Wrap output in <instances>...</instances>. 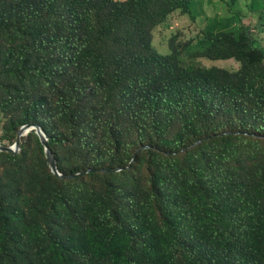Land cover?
Returning <instances> with one entry per match:
<instances>
[{"label": "trees", "instance_id": "obj_1", "mask_svg": "<svg viewBox=\"0 0 264 264\" xmlns=\"http://www.w3.org/2000/svg\"><path fill=\"white\" fill-rule=\"evenodd\" d=\"M15 1L24 5L34 0ZM146 2L101 0L110 13L107 25L99 28L97 44L110 39L121 24L136 21ZM190 2L172 0L164 16L177 9L187 12ZM75 5L71 10L76 11ZM134 23V44L141 48L118 58L108 79L106 57L84 44L97 90H109L111 96L83 122L90 126L117 106L126 126L106 120V137L117 143L133 137L140 147L149 146L128 169L132 156L127 164L115 156L99 158L94 165L100 169L89 168L98 172L87 175L101 173L132 186L123 192L117 184L107 185L96 199L90 223H77L69 237L38 221L26 222L23 210L7 209L1 198L0 264H264L263 49L243 26L238 36L202 31L190 45L198 40L207 60H231L239 68L184 67L174 53H156L139 21ZM73 45L75 39L64 41L65 47ZM89 96L80 88L76 96L66 94L61 101L67 98L74 107ZM31 121L36 119L21 124L35 123ZM174 122L178 130L170 136ZM117 168L121 171H99ZM87 175L74 180L53 176L62 185L80 187Z\"/></svg>", "mask_w": 264, "mask_h": 264}, {"label": "rangeland", "instance_id": "obj_2", "mask_svg": "<svg viewBox=\"0 0 264 264\" xmlns=\"http://www.w3.org/2000/svg\"><path fill=\"white\" fill-rule=\"evenodd\" d=\"M73 3L76 11L71 10ZM223 3L226 5L222 0H206V3L194 0L191 10L190 4L187 12L177 9L192 18L176 10L164 16L172 0H147L144 12L136 21L148 36L149 46L159 55L174 53L184 67L235 71L239 65L234 61H209L201 55L198 40L191 45L189 42L201 38L206 25L216 33L225 31L221 24L224 14L232 13ZM109 13L110 9L101 0H56L55 3L34 0L24 5L15 0H0L1 145H13L22 121L31 118L53 139L51 149L62 174L100 169L94 162L110 156L127 164L140 144L133 142V137L117 143L106 137L102 126L106 120L126 126L127 119L117 106L92 125L83 123L111 96L107 95L109 90H97L98 82L93 80L90 63L84 57V44L98 49L108 60L107 79L118 68V58L141 48L134 44L138 38L133 20L121 24L110 39L97 44L99 28L107 25ZM233 23L227 25V32L238 36L246 25L254 42L264 51V31H259L263 19L259 26L255 18L244 21L245 24L239 22L240 27L238 22ZM79 38L81 44H77ZM72 39L76 45L65 47L64 41ZM80 88H85L90 96L74 107L67 98L61 101L63 95L76 96ZM178 126L177 122L173 123L170 136L177 132ZM29 134L24 137L25 150L16 154V159L0 152V199L6 200L4 204L11 211L23 210L26 222L38 221L49 231L69 237L77 223H90L97 207L96 199L107 191V185L117 184L123 192L132 186L126 180H114L101 173L87 175L80 187L62 185L50 171L39 138Z\"/></svg>", "mask_w": 264, "mask_h": 264}, {"label": "water", "instance_id": "obj_3", "mask_svg": "<svg viewBox=\"0 0 264 264\" xmlns=\"http://www.w3.org/2000/svg\"><path fill=\"white\" fill-rule=\"evenodd\" d=\"M31 132H34L39 137L41 145L43 146L44 154L46 156L50 171L57 178L62 179V180H74V179L81 178L87 174L98 172V170H95V169H87V170H83V171L76 173V174H62L58 169L56 158H55V156H54V154H53V152L49 146V138L47 137V135L45 134V132L43 131L41 126L37 123H29V124H25V125L21 126L17 132L16 141L14 142V144L11 146H5V145L0 144V152L1 153H11L14 155L20 153L21 152L22 139ZM223 134H228V133H223ZM203 140L204 139H201V140L194 142L193 144H191L189 147L183 149L182 151H185L189 148L194 147L195 145L201 143ZM148 148H149V146H142L139 149H137L133 153L132 158L129 162V165L125 169H128L130 167V165L135 161V158L140 151H142L144 149H148ZM99 171L102 173H115V172L121 171V169H119V168H117V169H102Z\"/></svg>", "mask_w": 264, "mask_h": 264}, {"label": "crops", "instance_id": "obj_4", "mask_svg": "<svg viewBox=\"0 0 264 264\" xmlns=\"http://www.w3.org/2000/svg\"><path fill=\"white\" fill-rule=\"evenodd\" d=\"M222 1L223 2L226 1V5H225V3H223L224 7L228 10V12H231L232 15L230 13L224 14L225 20L221 24L224 27L225 31H221V32H227V30H226L227 25H233L234 24L233 22H235V21L238 23L240 22V23L245 24L244 21H246V22L252 21V19L255 18L257 20L258 26L262 22L264 0H235L233 3H231L230 0H228V2H227V0H222ZM192 2L194 4V0H191L190 10H191V5H193ZM205 3H206V0H205ZM177 11H179L181 13V15L189 14V13H183L180 10H176V12ZM171 14H173V12ZM208 14H209V11H206V15H208ZM215 14H216V16L219 15V13H215ZM228 14H229V17H228ZM189 16H190V14H189ZM168 17H166V18L168 19ZM190 17L193 18V16H190ZM203 18L207 19L204 16H203ZM240 23H239V27H240ZM245 26H243V27H245ZM245 28H247V27H245ZM203 30L214 31L210 26H207V25L205 26V28ZM259 31H264V26Z\"/></svg>", "mask_w": 264, "mask_h": 264}]
</instances>
